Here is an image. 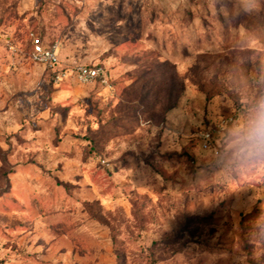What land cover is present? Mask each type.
Returning a JSON list of instances; mask_svg holds the SVG:
<instances>
[{
	"label": "rangeland",
	"instance_id": "rangeland-1",
	"mask_svg": "<svg viewBox=\"0 0 264 264\" xmlns=\"http://www.w3.org/2000/svg\"><path fill=\"white\" fill-rule=\"evenodd\" d=\"M261 127L264 0H0V264H264Z\"/></svg>",
	"mask_w": 264,
	"mask_h": 264
},
{
	"label": "built area",
	"instance_id": "built-area-1",
	"mask_svg": "<svg viewBox=\"0 0 264 264\" xmlns=\"http://www.w3.org/2000/svg\"><path fill=\"white\" fill-rule=\"evenodd\" d=\"M32 47V58L35 61L47 67H54L59 63V53L56 46H45L38 37L32 34ZM76 78L81 83H89L96 80L105 81L102 69L94 66L78 67Z\"/></svg>",
	"mask_w": 264,
	"mask_h": 264
},
{
	"label": "clouds",
	"instance_id": "clouds-1",
	"mask_svg": "<svg viewBox=\"0 0 264 264\" xmlns=\"http://www.w3.org/2000/svg\"><path fill=\"white\" fill-rule=\"evenodd\" d=\"M257 147H264V127L258 128L256 137ZM264 220V213L257 219V223Z\"/></svg>",
	"mask_w": 264,
	"mask_h": 264
}]
</instances>
